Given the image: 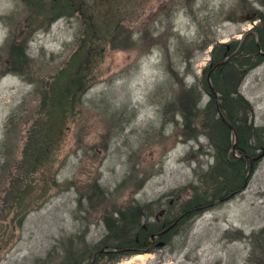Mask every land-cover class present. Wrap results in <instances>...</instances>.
<instances>
[{
	"label": "rangeland",
	"instance_id": "374dc122",
	"mask_svg": "<svg viewBox=\"0 0 264 264\" xmlns=\"http://www.w3.org/2000/svg\"><path fill=\"white\" fill-rule=\"evenodd\" d=\"M84 1L98 17L120 19L121 34L94 60L68 115L53 154L56 186L17 226L6 204L38 178L26 177L20 164L34 119L29 108L40 103L34 88L75 48L80 14L31 22L24 0H0V264H76L83 252L102 249L95 264H264V57L228 92V109L206 106L203 89L211 88L218 103L206 67L219 56L214 48H230L254 27L264 36V0L246 7L240 0ZM26 34L29 60L10 71L5 60L17 58ZM233 60L219 68L218 82L220 72L228 80L238 69ZM191 84L197 110L184 121L178 103ZM10 111L16 115L6 133ZM237 141L251 151L226 160ZM136 205L149 212L143 222L183 219L161 235L164 244L114 247L102 216L111 211L116 218Z\"/></svg>",
	"mask_w": 264,
	"mask_h": 264
},
{
	"label": "trees",
	"instance_id": "16d2710c",
	"mask_svg": "<svg viewBox=\"0 0 264 264\" xmlns=\"http://www.w3.org/2000/svg\"><path fill=\"white\" fill-rule=\"evenodd\" d=\"M24 1L32 13L31 16L29 15L31 22L40 20L47 24L49 21L60 15L70 16L73 12H79L80 25L75 48L68 54L67 58L61 63V65L55 68L49 77L50 79L45 81L42 88L36 89V86L34 88V91L39 95L40 103L36 109L29 108V111L34 113V119L30 123L29 130H27L24 139L25 142L22 146L23 155L21 156L20 164L24 167L26 177L35 178L33 174H37V179H39L40 182L36 181V179L29 186V190L14 191L13 198L6 204L7 209L12 211L11 216L14 219L13 222H17V226L20 224L23 213L29 208L38 205L48 196L50 189L56 186V181L53 177V170H51L53 154L59 146L68 115L71 113L75 101L79 98L78 94L87 82L89 74H91L90 72L94 65V60L101 56L102 51L108 42H111L121 34L120 19H105L98 17L94 13L93 7L84 0ZM86 5L88 10L85 8ZM26 35L18 41L20 46L16 49L17 58H13L10 53L5 60V62L8 63V67L6 68L10 71L20 72V65L18 66L19 61L26 64L29 60V57L25 52L26 40L29 33L27 36ZM218 45L220 46L214 48L217 51L220 50L218 58L212 60V62L206 66L207 69L212 66L209 75H211V82L214 89L219 92L217 97L219 99L218 103H216V97L212 95L210 89L203 84V89L209 95L205 105L208 106L211 104L213 110L215 108L223 110L225 109L224 106H227V109L229 108L228 99L226 98L228 92L234 90L236 83L246 68L254 65L264 57V36L260 28L254 27L253 30L243 33L239 41L233 40L229 44L230 48L225 49V46L222 43ZM229 55L231 57L227 58ZM233 58L238 60V69H233V73H228L230 74L227 75L230 76L228 80H226V76L224 77L220 72V76L223 78L224 82H218L219 68L226 64L233 65ZM217 59L223 62L213 66L215 63L214 61L217 62ZM157 87L158 85L155 86V88ZM186 89L188 92L186 100L184 103H178V106H180L179 112L184 121L188 120V117L191 116V114H194L197 110L195 105L199 98V92L195 85L191 84ZM233 100H236V98ZM242 103L246 102L242 101ZM190 107L195 108L194 112H192ZM174 111H176V108H174ZM15 115L16 112L14 111H10L6 115L4 120V125L7 127L5 131L6 133L9 132L8 126L12 124ZM220 123L223 125L222 122ZM234 126V132H237L239 128L237 125ZM252 131L253 129L251 132ZM247 148L248 147L241 144L240 141H237L235 145L232 144L231 150L226 154V160L234 161V153L239 156H242L243 152L249 153L252 147H249L248 150ZM224 164H227V162H224ZM238 172L239 166L235 169L236 176L238 175ZM16 178V175L13 176L11 181L12 185L16 184ZM234 182L231 183L229 190L230 188H234ZM94 186L97 188V191H101L96 183H94ZM222 188L225 189V186H218L217 184L215 190L220 191ZM192 200L194 201V204L200 202V207L206 206V200L201 199V197H194ZM125 208V212L115 210L119 211V217H112V215H110L111 211L102 216L105 226L109 229L108 232L112 235V242L115 244L114 247L128 245L132 248L136 247L135 249L131 248L130 251L142 250L141 247H143L148 241L149 232L157 231L170 222L168 219L161 220L160 222L157 220H147L143 222L140 221L141 216L143 215L146 217L149 212H142L141 207L138 205H136L134 207L135 210L132 211H129L127 209L128 207ZM182 219L183 216L179 217L173 227H175ZM122 234L126 236L124 240L119 238ZM141 242L145 243L141 244ZM97 247L101 246H96V248ZM108 247L111 246L108 245ZM104 253L105 252H101L99 255ZM76 256L77 255L72 256V263L75 262Z\"/></svg>",
	"mask_w": 264,
	"mask_h": 264
},
{
	"label": "flooded vegetation",
	"instance_id": "af4514ba",
	"mask_svg": "<svg viewBox=\"0 0 264 264\" xmlns=\"http://www.w3.org/2000/svg\"><path fill=\"white\" fill-rule=\"evenodd\" d=\"M241 1V5L242 6H244V7H246V6H250V4H251V1L250 0H240ZM164 4V3H163ZM179 217H177V218H175L176 219V221H177V219H178ZM173 221V220H172ZM171 221V222H172ZM176 221L170 226V227H168L164 232H161L160 233V230L162 229V228H164V227H166L169 223H171V222H169L167 225H165V226H162L159 230H157V231H151V232H149V234H148V241H147V243H145V242H141V244L142 243H145V245L143 246V248L142 249H149L150 248V246L152 245H156V242L159 240V239H161L160 237H161V235L162 234H165L169 229H171L174 225H175V223H176ZM151 233H153V236H151L150 234ZM163 242H162V244H164V242H165V240L163 239L162 240ZM136 247H134V248H132V249H135ZM117 250V249H116ZM102 251H105V249H102V250H97V251H94V250H88L86 253L85 252H83V254L80 256V258L79 259H77V263L76 264H95V260L97 259V257L99 256V253H101Z\"/></svg>",
	"mask_w": 264,
	"mask_h": 264
},
{
	"label": "water",
	"instance_id": "95a60500",
	"mask_svg": "<svg viewBox=\"0 0 264 264\" xmlns=\"http://www.w3.org/2000/svg\"><path fill=\"white\" fill-rule=\"evenodd\" d=\"M223 61H219V62H217L216 63V65H218L219 63H222ZM211 89V88H210ZM212 91V90H211ZM213 93V92H212ZM176 221V219H174L171 223H169L166 227H164V228H162L161 230H160V233L161 232H164L168 227H170L174 222ZM151 236H153V233H151L150 234ZM162 244V241L161 240H158L157 242H156V245H161Z\"/></svg>",
	"mask_w": 264,
	"mask_h": 264
},
{
	"label": "bare ground",
	"instance_id": "6f19581e",
	"mask_svg": "<svg viewBox=\"0 0 264 264\" xmlns=\"http://www.w3.org/2000/svg\"><path fill=\"white\" fill-rule=\"evenodd\" d=\"M138 256H135V258H137Z\"/></svg>",
	"mask_w": 264,
	"mask_h": 264
}]
</instances>
